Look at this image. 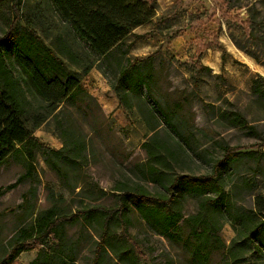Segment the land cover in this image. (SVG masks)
<instances>
[{"label": "rangeland", "instance_id": "rangeland-1", "mask_svg": "<svg viewBox=\"0 0 264 264\" xmlns=\"http://www.w3.org/2000/svg\"><path fill=\"white\" fill-rule=\"evenodd\" d=\"M156 0L153 23L136 28L128 36V56L143 58L156 54L152 70V93L162 106L176 113L182 135L173 132L162 117L149 111L148 103L130 98L132 108L119 104L112 90L115 80L111 72L103 75L96 63L81 78V86L97 102L91 117L73 112L75 140L86 147L76 159L64 181L45 164L40 152L35 153L37 178L26 180L15 189L0 195V261L11 250L12 240L29 227L32 219L24 221V196L35 207V215L56 206L59 213L75 214L84 206L114 209L119 206L117 191L144 187L152 193L167 194V180L182 175L203 176L212 172V164L221 159L228 148L242 156L224 169L223 184L231 202L246 209L253 208L257 197H264V98L253 94L252 86L258 81L264 90V46L253 45L246 36L243 24L253 15L260 23L258 35L264 38V0ZM18 8V7H17ZM19 13L5 10L12 24L21 29L28 27L38 32L66 64L71 72L81 73L67 55L70 50L87 59V48L71 29L59 20L50 0H22ZM232 8V9H230ZM5 20V19H4ZM8 26L0 20V36ZM220 44L219 48L204 50L207 44ZM255 55L258 59H255ZM145 93V91H144ZM146 94V93H145ZM30 113L39 103L31 99ZM239 113L247 124L230 127L223 116ZM30 115H24L27 127L39 144L60 150L65 135L50 117L34 128ZM159 127L152 132L146 125ZM101 130H98L101 126ZM98 128L97 130L93 128ZM143 144L158 149L165 158L156 168L163 180L151 181L148 167L151 160ZM153 164V163H152ZM27 162L16 154L0 166V188H5L25 173ZM35 189V196L30 192ZM103 190L99 200H94ZM175 209L185 217L197 210V200L183 196ZM34 215V216H35ZM219 221V236L226 248L235 239L229 221ZM183 235L188 227L181 223ZM126 229L137 242L143 262L148 264H190L188 253L180 244L154 235L137 212L129 210L122 227L118 221L110 223V231L122 238ZM70 239L79 243L75 264H95L99 225L82 223L66 225ZM28 241V240H27ZM28 251L22 252L17 264H29L37 255V242H27ZM98 264H125L108 251ZM245 264H264V257L252 251L244 258ZM209 264H228L222 255L215 254Z\"/></svg>", "mask_w": 264, "mask_h": 264}, {"label": "trees", "instance_id": "trees-1", "mask_svg": "<svg viewBox=\"0 0 264 264\" xmlns=\"http://www.w3.org/2000/svg\"><path fill=\"white\" fill-rule=\"evenodd\" d=\"M59 20L65 23L76 38L87 48V59L70 50H64L69 61L81 69L71 72L61 57L56 54L36 30L31 27L21 29L12 24L5 10L20 11L22 0H0V20L8 29L0 36V166L16 154H22L27 165L25 173L15 183L0 188V195L15 189L26 180L37 178L34 162L35 153L42 155L45 164L64 181L71 169H76V159L86 151V147L75 140L73 112L91 117L92 107L100 109L96 100L81 86L82 76L87 75L98 63L104 76L111 72L119 104L132 108L129 97L148 103L149 111L162 117L164 123L181 136L176 113L165 108L155 99L151 84L154 81L152 66L156 54L143 58L128 56L126 40L132 32L147 23H153L156 0H50ZM230 5V1L218 0ZM18 7V8H17ZM232 9V8H230ZM5 19V20H4ZM247 26L246 36L253 45H263L264 38L258 35L261 30L256 17L249 15L243 22ZM257 29V30H256ZM221 49L220 44H207L204 50ZM255 59L258 56L255 55ZM253 94L264 98V90L258 81L253 82ZM145 91V93H144ZM31 99L39 105L30 113ZM30 115L33 127L37 128L53 117L58 129L65 135V145L60 150H50L37 141L24 121ZM230 127L247 124L239 113L223 116ZM147 127L154 132L145 120ZM101 126V125H100ZM102 126L95 130H101ZM151 165L148 173L151 181L161 183L163 173L157 165L166 163L162 153L148 144ZM242 156L228 148L221 159L212 164V172L203 176L182 175L162 184L167 194L152 193L141 186L116 190L119 206L105 209L100 206H84L75 214H62L52 206L35 215V207L24 196V221L34 217L28 228L22 230L10 244L11 250L0 264H17L16 258L29 248L27 242H37L40 249L36 258L29 264H75L79 243L70 239L66 225L77 223L90 226L97 224L101 234L96 243L95 264L103 260V255L111 251L125 264H148L143 258L138 244L123 230L122 238L110 231L111 221H118L123 227L127 212H137L148 229L156 236L180 244L190 257V264H209L213 255H222L228 264H245L248 253L256 251L264 257V197H257L253 208L246 209L231 202L223 184L224 169ZM69 168V171H68ZM35 196V189L30 191ZM94 198L99 200L105 193ZM187 196L197 200L195 213L185 217L175 209L178 199ZM35 215V216H34ZM229 221L235 231V239L226 248L220 239L219 221L216 217ZM181 223L188 227L183 235ZM28 240V241H27Z\"/></svg>", "mask_w": 264, "mask_h": 264}, {"label": "crops", "instance_id": "crops-1", "mask_svg": "<svg viewBox=\"0 0 264 264\" xmlns=\"http://www.w3.org/2000/svg\"><path fill=\"white\" fill-rule=\"evenodd\" d=\"M119 103V102H118ZM120 105V104H117V106Z\"/></svg>", "mask_w": 264, "mask_h": 264}]
</instances>
